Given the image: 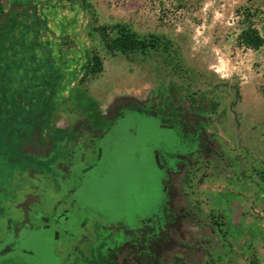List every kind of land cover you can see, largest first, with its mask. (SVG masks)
Segmentation results:
<instances>
[{
  "label": "flooded vegetation",
  "instance_id": "af4514ba",
  "mask_svg": "<svg viewBox=\"0 0 264 264\" xmlns=\"http://www.w3.org/2000/svg\"><path fill=\"white\" fill-rule=\"evenodd\" d=\"M13 41L0 37V90L17 95L34 132L0 154V264H175L199 254L205 228L188 197L217 158L207 106L157 91L105 112L79 100L74 112L55 99L52 53ZM191 231L194 247L184 245Z\"/></svg>",
  "mask_w": 264,
  "mask_h": 264
},
{
  "label": "rangeland",
  "instance_id": "374dc122",
  "mask_svg": "<svg viewBox=\"0 0 264 264\" xmlns=\"http://www.w3.org/2000/svg\"><path fill=\"white\" fill-rule=\"evenodd\" d=\"M247 15L264 39V0H0V16L15 20L2 36L14 38L16 48L34 39L38 57L52 53L62 106L72 103L75 112L80 100V108L105 112L119 97L169 91L210 110L217 158L188 197L205 231H197L199 254L180 253L175 264H264V46L255 51L238 43ZM117 25L167 47L109 49L97 30L106 27L115 38ZM93 56L102 70L89 75ZM16 97L0 90V154L8 157L20 146L19 132H34L19 120ZM191 235L188 247L195 246Z\"/></svg>",
  "mask_w": 264,
  "mask_h": 264
},
{
  "label": "trees",
  "instance_id": "16d2710c",
  "mask_svg": "<svg viewBox=\"0 0 264 264\" xmlns=\"http://www.w3.org/2000/svg\"><path fill=\"white\" fill-rule=\"evenodd\" d=\"M26 13V10H22ZM6 23L4 17L0 18V26ZM0 28V37H2L3 30ZM111 30H115L117 35L115 38L110 37V32L106 27H101L97 31L103 38L105 44L109 49L117 50L121 53L128 54L136 51H145L148 48H158L159 45H163L164 42L160 38H152L148 43L137 37V34L131 31L129 28L124 26H114ZM5 36V35H4ZM3 36V37H4ZM238 43L245 48L252 50H259L264 46V39L255 28V24L249 21V15L243 17V28L238 35ZM167 47V44H164ZM102 70L101 62L98 57L93 56L90 62L86 66V73L89 75H95L100 73ZM262 179L264 180V172L261 173Z\"/></svg>",
  "mask_w": 264,
  "mask_h": 264
},
{
  "label": "crops",
  "instance_id": "0c3cea01",
  "mask_svg": "<svg viewBox=\"0 0 264 264\" xmlns=\"http://www.w3.org/2000/svg\"><path fill=\"white\" fill-rule=\"evenodd\" d=\"M22 10L23 9H21V7L17 10L19 13H23L22 12ZM27 11V10H26ZM27 13V14H26ZM26 13H23L24 15L26 14V16H27V18H28V20H29V12L27 11ZM26 16H25V18H26ZM2 17H4V19H5V21H7V22H14L15 23V20H13V19H11V20H9L7 17H5V16H2ZM9 17V16H8ZM1 18V17H0ZM17 21V20H16ZM14 52H15V55H18V52H17V49H15L14 50ZM12 74H13V78H12V80H11V83L13 82L14 83V85H15V83H17V81H16V79H15V75H16V71H14V72H12ZM15 76V77H14ZM17 85V84H16ZM17 87V86H16ZM15 86H14V88H16Z\"/></svg>",
  "mask_w": 264,
  "mask_h": 264
}]
</instances>
